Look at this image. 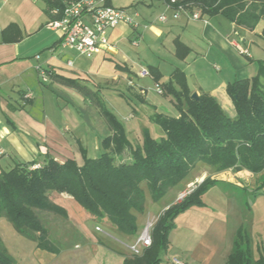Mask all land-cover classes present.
I'll return each instance as SVG.
<instances>
[{
  "label": "trees",
  "instance_id": "16d2710c",
  "mask_svg": "<svg viewBox=\"0 0 264 264\" xmlns=\"http://www.w3.org/2000/svg\"><path fill=\"white\" fill-rule=\"evenodd\" d=\"M72 0H47V15L61 11ZM190 14L203 17L222 16L235 26L253 31L264 22V0H176ZM261 35L264 38V27ZM16 26L2 32L3 43L21 40ZM176 54L183 49L176 43ZM181 47V49L179 47ZM186 51V50H185ZM47 78L75 90L99 114L109 130L101 142L102 153L91 159L80 149V161L67 159L59 163L45 158L42 165L31 170L34 163H22L0 175V217L14 230L34 242L41 250L59 254L49 241L44 218L49 215L67 218L66 211L53 203L52 195L71 197L91 219L107 221L124 238L137 234L136 214L144 212L146 185L152 202H158L171 189L185 182L198 163L211 167L213 173L247 171L254 176L264 170V62L252 79H240L227 84L235 118L225 115L210 95L201 93L197 101L184 73L174 71L169 81L160 84L161 75L149 73L160 85L164 97H171L177 117L154 114L150 122L163 135L154 139L143 131L142 144L133 145L123 124L110 112L98 96L79 82L51 75ZM126 153V160L123 159ZM215 184L210 177L196 186L181 202L170 205L152 229V244L140 256H132L123 264H159L160 255L168 249V235L174 229L177 216L192 207H203L202 197ZM183 190V189H182ZM248 236L241 228L225 264H264V251L254 259ZM0 264H15L0 241Z\"/></svg>",
  "mask_w": 264,
  "mask_h": 264
},
{
  "label": "crops",
  "instance_id": "0c3cea01",
  "mask_svg": "<svg viewBox=\"0 0 264 264\" xmlns=\"http://www.w3.org/2000/svg\"><path fill=\"white\" fill-rule=\"evenodd\" d=\"M104 1L108 6L126 9L132 15L138 14L137 27L130 28L121 25L110 30L108 48L99 49L92 58L88 59L73 50L60 46L61 32L48 27L52 19L46 13L47 0H0V175L22 163L33 162L34 166L40 167L45 158H51L59 163L67 159L79 161L76 158L77 152L70 151L68 141L64 142L62 132L67 131V126L63 128V124L66 121V113H68V110L66 112L64 110L67 106L70 108V104L79 110L78 104H81L83 105L79 111L81 112L86 109L85 105H88V102L75 90L56 81L47 78V81L43 82L36 68L54 76L77 81L86 87L90 84L96 88L98 93L106 89L117 91L121 97H129L135 108L127 115L126 121H133L139 117L138 107L150 109L151 113L147 115L149 122L154 114L178 116V113L177 115L165 113L169 111L164 104H169L170 109L175 108L171 97H164V101L156 97L150 99L149 95H141L134 88L133 78L136 77L134 65L137 56L134 55L133 48L138 47L143 31L151 27L148 34L156 39H163L168 46L167 48L165 45L162 46L166 54L161 55L160 58L165 62L167 60L171 65V70L173 69L168 81L176 70L185 75L184 69L180 67L187 64L192 53V43L189 42L192 39H184V34L190 30L195 32L200 27L195 23L200 22L191 24L184 15L179 20H173L172 11L159 1H155L156 3L151 0ZM163 14L168 21L163 24L158 23L157 16ZM205 18L209 17H203ZM181 19L183 21L179 22ZM12 25L17 27L22 38L16 43H3L2 32ZM238 28L249 32L256 29L250 31ZM207 29L208 27L203 28L202 37L206 36ZM210 35L215 40L213 35L216 33L212 32ZM260 36L262 37L261 34ZM222 40L221 38V43ZM176 43L183 48L178 46L181 49L180 55L184 54L181 57L176 54ZM243 43L246 44L247 41L243 40ZM137 59L139 60V57ZM157 62L156 65L148 64L147 70L153 69L158 72L161 75L160 84L166 83L160 72V63ZM186 82L191 94L197 93L199 96L205 93L214 98L216 102L217 98L222 97L229 107L230 119L235 118V111L234 114L231 111V108L234 110L233 104L226 93V86L232 81L222 83L214 90L203 88L200 85L190 87L187 79ZM124 83H126V88L121 87ZM77 97L81 100H77ZM56 99L65 103L64 110ZM71 99L75 100V104ZM164 110L165 112H162ZM95 111L93 110V114ZM98 126L102 132H109V130H104L101 123ZM139 127L140 122L136 125L133 122L128 131L135 132L134 129ZM144 130L146 129H141L139 132ZM64 154L66 155L63 156ZM207 174L203 172L195 178V181L188 183L186 188L191 185L195 187L200 185L207 178ZM208 177L215 181V184L203 197L217 189L222 207H210L202 197L203 207H192L177 216L174 220V229L168 235V246L172 247L173 241L176 246L175 251L172 255L169 253L170 255L161 257L159 264H173V260L182 264H225L233 251L237 232L243 229L245 211L236 200L230 197L231 193L224 192V190H245L246 186L252 184L256 177L247 171L230 170L219 174L210 173ZM55 195L57 200L54 199L55 204L65 209L69 217H71L70 212L73 214L77 212L83 218L82 223L87 222V214L71 197L65 201L63 196ZM76 225L80 229L83 247L79 248L76 245L74 248H78H76L75 256L56 258L51 264L60 260H63V263L58 264H67V262L70 264H123L125 259L132 257L129 252L121 251L117 246L104 240L102 236L91 234L84 225ZM67 245L64 244L65 248L69 249ZM258 248L264 251V243L261 244V248ZM69 252L72 253V250Z\"/></svg>",
  "mask_w": 264,
  "mask_h": 264
},
{
  "label": "rangeland",
  "instance_id": "374dc122",
  "mask_svg": "<svg viewBox=\"0 0 264 264\" xmlns=\"http://www.w3.org/2000/svg\"><path fill=\"white\" fill-rule=\"evenodd\" d=\"M158 17L159 16H157V18ZM205 20L208 21V25L206 26L208 29L205 37H202V30L206 27H204L205 25L200 21V23H195L200 26L195 32L190 30L184 34V39H192L189 41L192 43V53L187 60V64L181 65L180 68L182 70L184 69L183 71L185 72L190 87L200 85L203 88L214 90L222 83L226 84L231 81L234 82L240 79H252L253 77H256L259 72L260 64L264 62V39L260 36L262 28L264 27V22H260L253 32H249L232 25V23L228 22L221 16H216L210 19L205 18ZM182 21L183 19L179 22ZM189 21L191 24L197 22ZM147 28V31H143L142 38L139 39L138 47L133 48V53L137 56L134 65L136 73V77L133 78L135 84L134 88L141 95H149L148 98L150 97V99L156 97L159 100L164 101V96H161L156 92V83L153 82L151 77H138V73L142 68L147 69L146 66L148 64L156 65L158 64L157 61L160 63L159 68L163 75L164 82L168 81L169 74L173 70H171V65H169L167 60L165 62L160 59L161 55L165 56L166 54V50L163 49L162 46L165 45L167 48V44H165L163 39L159 40L153 36L151 37L148 34L151 27ZM212 32L220 37L213 35L215 39L213 40L212 35H210ZM221 38L223 39L222 43L220 42ZM243 40H246L247 43L244 44ZM234 44H236L239 49H242V52L237 50ZM138 57L139 60L137 59ZM121 87L126 88V83ZM87 88L93 92L96 91V88L90 84L87 85ZM97 92L98 91H96V93ZM119 95L120 94H118L117 91L106 89L101 92L99 91L98 93V96L104 103L105 107L112 112L125 127L127 138L130 142L135 146L142 144L143 131L139 132L141 129L148 130L150 135L158 140L163 133L159 127L148 121L147 115L151 113L150 109L145 107L140 109L138 107L139 110L136 108L139 115V117L136 118L138 121H136V119H133V121H126L125 119L127 115L133 108H135V105L129 97H121ZM77 100H81L80 97H77ZM57 101L63 109L65 103L61 100ZM71 101L75 104V100L71 99ZM217 102L225 115L230 118L229 107H227L224 99L219 97V99L217 98ZM78 105L79 110L76 109V107L74 108L71 104L70 108L65 106L66 109H63L64 112L68 110V113H66L67 116H65L66 121L63 124V128L67 126V131L62 132L64 133V142L66 143V141H68V149L70 151L77 152L76 158L79 161L81 159L79 153L80 149L86 150L89 158H98L102 153L101 142L107 134H109V132H102L101 128L99 129L98 124L101 123L105 131H108V129L99 114L89 103L88 105H85L86 109L81 112L79 111L83 105ZM164 105L169 112H165V110L162 112H165L168 115H173L174 113L177 115L178 112L175 108L170 109L169 104ZM93 110L95 111V114H93ZM231 111L234 114L232 108ZM133 122L134 125L140 122V127L142 126V128L139 127L134 129L135 132H129L128 129L133 125ZM65 155L66 154L63 156ZM126 156L125 153L123 159L126 160ZM203 172L208 173L206 175L208 177L210 173H213V170L205 164L198 163L189 173L185 182H182L177 188L171 189L158 202H152L146 185L142 184L141 188L145 193L144 212L142 214H136L138 231L134 237L124 238L120 236L106 220L98 222L91 219L81 208L87 214V222L82 223L83 218H81L77 212L74 214L70 212L71 217L67 215V218L65 219L60 216L49 214L44 218V225L49 231V241L59 249V254H53L41 250L34 242L19 235L8 220L3 217H0V241L6 252L13 258L15 264H36L39 262L42 264H51L56 258L63 259L64 257L68 258L69 256H75V251H77L76 248L83 247L80 229L76 225L81 224L84 225L87 231L91 234L102 236L104 240L117 246L121 251L129 252L125 246L134 244L139 235L144 231L147 224H151L153 229L166 207H169L173 203H178L179 194L188 189V187L186 188L187 184L195 181V178L202 175ZM255 177L256 178L252 184L247 185L246 188L244 186L245 190L225 189L224 192L227 191V193H231L230 197L236 200L240 207L245 211L243 230L248 236L250 242L249 246L253 257L254 259H257L259 255L258 247L261 248V244L264 243V170ZM182 189L185 190L180 192ZM60 196H63L62 198L65 201L69 200V196L67 197L65 194ZM219 197L220 194L217 189H215L206 197H203V201L210 207L221 208V200ZM50 198L53 203H55L54 199L57 201L56 195H52ZM74 204L76 203L74 202ZM95 227H98L101 232H97ZM152 229L150 232L151 234ZM173 236L174 235H172V237ZM64 244H68L67 246H69V249L65 248L66 246H64ZM76 245L78 247L74 248ZM175 247L176 246L172 241V247L168 246V249L161 253L160 258L169 253L172 255L175 251ZM70 250H72V253L69 252ZM60 262L63 263V260L57 261L55 264ZM68 263L70 264V262H67V264Z\"/></svg>",
  "mask_w": 264,
  "mask_h": 264
},
{
  "label": "built area",
  "instance_id": "2783aa9c",
  "mask_svg": "<svg viewBox=\"0 0 264 264\" xmlns=\"http://www.w3.org/2000/svg\"><path fill=\"white\" fill-rule=\"evenodd\" d=\"M162 2L167 9L172 11V19L179 20L184 15L191 21H200L207 26L208 21L203 19L199 13H189L183 6L177 5L176 0H152ZM53 16L58 18L52 20L48 27L52 30L61 32L62 39L60 46L77 52L85 58H92L99 49H107L109 46L108 32L121 25L130 28H136L138 14H130L126 9L114 8L108 6L104 0H72L65 4L61 11L53 10ZM168 18L163 14L157 18L158 23H166ZM234 46L241 51L236 44ZM242 52V51H241ZM43 82L47 81L44 71L36 68ZM138 77H151L149 70L142 68ZM156 92L163 94L160 85L156 84ZM39 166H33L31 169H38ZM191 185L186 191L180 193L178 202L185 199L194 190ZM152 225L147 224L144 231L140 234L134 244L125 246L132 256H140L143 250L149 248L152 244L151 238ZM97 232L101 230L96 227ZM173 264H182L173 260Z\"/></svg>",
  "mask_w": 264,
  "mask_h": 264
},
{
  "label": "water",
  "instance_id": "95a60500",
  "mask_svg": "<svg viewBox=\"0 0 264 264\" xmlns=\"http://www.w3.org/2000/svg\"><path fill=\"white\" fill-rule=\"evenodd\" d=\"M191 99L194 100V101H197V100H198V95H197V93H192V94H191Z\"/></svg>",
  "mask_w": 264,
  "mask_h": 264
}]
</instances>
